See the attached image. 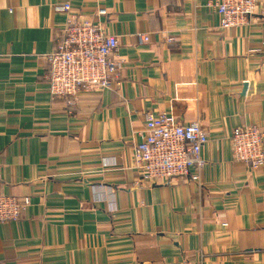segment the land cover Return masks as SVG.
Here are the masks:
<instances>
[{
	"label": "crops",
	"instance_id": "obj_1",
	"mask_svg": "<svg viewBox=\"0 0 264 264\" xmlns=\"http://www.w3.org/2000/svg\"><path fill=\"white\" fill-rule=\"evenodd\" d=\"M216 1L0 0V194L31 201L0 224L1 264H264V168L228 143L239 127L264 132V0L225 30ZM62 4L117 37L121 65L114 87L70 109L44 61ZM149 113L208 134L198 182L138 178Z\"/></svg>",
	"mask_w": 264,
	"mask_h": 264
},
{
	"label": "built area",
	"instance_id": "obj_2",
	"mask_svg": "<svg viewBox=\"0 0 264 264\" xmlns=\"http://www.w3.org/2000/svg\"><path fill=\"white\" fill-rule=\"evenodd\" d=\"M209 5L220 17V29H236L250 23L256 15L258 0H218ZM53 11L62 12L66 19L55 47L45 56L46 78L50 97L63 99L70 109L81 93L102 92L117 84L121 70L116 59L119 43L99 21L90 22L79 12H73L69 4L58 5ZM105 15L103 9L96 11L97 18ZM137 39L139 43L149 41L143 33ZM172 41L173 38L167 40ZM142 129L131 150L132 169L142 182L199 181V171L204 165L201 153L208 134L197 120L184 123L166 113H149ZM228 143L235 162L254 171L264 168V132L256 126L233 129ZM30 204L29 197L0 194V224L19 220Z\"/></svg>",
	"mask_w": 264,
	"mask_h": 264
}]
</instances>
